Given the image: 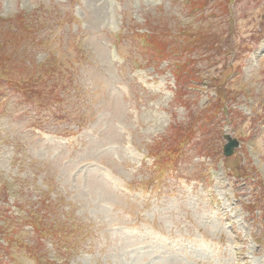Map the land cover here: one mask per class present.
<instances>
[{"label":"rangeland","instance_id":"374dc122","mask_svg":"<svg viewBox=\"0 0 264 264\" xmlns=\"http://www.w3.org/2000/svg\"><path fill=\"white\" fill-rule=\"evenodd\" d=\"M188 1L0 0V264H264V0Z\"/></svg>","mask_w":264,"mask_h":264},{"label":"trees","instance_id":"16d2710c","mask_svg":"<svg viewBox=\"0 0 264 264\" xmlns=\"http://www.w3.org/2000/svg\"><path fill=\"white\" fill-rule=\"evenodd\" d=\"M198 19L201 20V18H198ZM189 20L194 21L193 19H189ZM23 25H25V24H23ZM162 28H164V27H162ZM184 29H185V27H179L178 32H174V33H177V38L178 39H182L184 37H188L189 36V35H186L187 31H183ZM173 31H174V29L171 30V32H173ZM151 32L153 33V36L151 37L152 40L151 41L149 40L150 43L149 42L148 43L151 46H153L154 49L160 51L161 55H163V49H161L159 47V46H162V42L157 40V37H158V35L163 34L164 32L163 31H154V30H152ZM154 39H156V40H154ZM170 52H171V56L175 57L173 59L174 62H175L174 66L176 67V70L174 71V74L176 76L177 82L179 83V87H181V89L184 90L187 87L188 83L197 81L196 80L197 77L192 75V73H195V70L194 69L190 70L191 69L190 65L193 62V60L189 59L186 56V52L187 51L182 53V52L178 51L175 48V49L170 50ZM188 52H189V50H188ZM179 56H181V57L185 56L187 60L184 61L183 59H180ZM164 57L166 58V56H164ZM51 72L53 73L54 69L51 70ZM186 92L187 91H185L184 94H187ZM204 109H206V111L204 110L203 115L198 116L197 118H195L193 120V122L190 124V126L187 129V131L185 132L184 136L175 137L176 140H181V142L188 141V140H190V138L195 139L196 140V144H197V149L199 148L202 151H204L206 147H209L208 143H209V141L211 139H207L206 137H203L202 135H199L197 137L196 128L199 129V131L201 129H205L207 132H209V129H208L207 126L212 128V126L214 125L213 124V118H216V116L220 114V111L218 109H213V110H211L210 108H204ZM261 118H263V117H261ZM235 121L236 120L234 118L231 119V124L233 126L237 125L235 123ZM217 135L220 136L221 132H215V136H217ZM202 141H205L203 143L204 145L201 144ZM216 152H217V149H214V150L212 149L211 152L209 153V155L210 154H216Z\"/></svg>","mask_w":264,"mask_h":264},{"label":"water","instance_id":"95a60500","mask_svg":"<svg viewBox=\"0 0 264 264\" xmlns=\"http://www.w3.org/2000/svg\"><path fill=\"white\" fill-rule=\"evenodd\" d=\"M228 143L224 146V156L229 157L233 155L234 150L239 146L238 141L235 139L227 138Z\"/></svg>","mask_w":264,"mask_h":264}]
</instances>
